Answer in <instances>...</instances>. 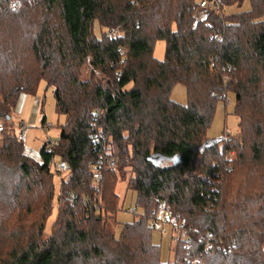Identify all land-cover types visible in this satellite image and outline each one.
<instances>
[{
  "label": "trees",
  "instance_id": "trees-1",
  "mask_svg": "<svg viewBox=\"0 0 264 264\" xmlns=\"http://www.w3.org/2000/svg\"><path fill=\"white\" fill-rule=\"evenodd\" d=\"M242 1L197 19L199 0H0V264H264V0L223 11ZM40 81L65 115L41 162L12 117ZM227 92L238 131L210 141ZM51 157L66 165L58 183ZM119 176L139 212L116 236ZM158 204L187 234L165 262Z\"/></svg>",
  "mask_w": 264,
  "mask_h": 264
},
{
  "label": "rangeland",
  "instance_id": "rangeland-1",
  "mask_svg": "<svg viewBox=\"0 0 264 264\" xmlns=\"http://www.w3.org/2000/svg\"><path fill=\"white\" fill-rule=\"evenodd\" d=\"M250 7L248 0H243L241 4L227 5L223 11L226 12H240L244 9ZM197 19L203 16L204 10L199 7L196 10ZM93 32L96 36H99L100 29L96 22L92 25ZM165 42L161 39H157L153 48L152 56L156 59H162L164 57ZM84 75V74H83ZM38 90L35 96L38 97V105L36 108V102H34L33 95H26L22 100L17 109H14V114H12L14 121V131L17 132L18 124L17 116L25 119V124L27 129L24 135L23 144L26 147H31L34 150H38L42 141H47V139L55 140L60 132L59 125L65 121V115H58L54 109V101L52 90L53 87L47 86L44 81H40L38 85ZM227 98L225 100H218L216 105V113L211 122V126L207 130V137L210 141L216 140L217 138L224 137L230 138L235 135L238 131L237 117L232 113V108L234 105V96L231 92H227ZM170 98L180 102L185 103V91L181 84H175L170 94ZM44 118L46 128L42 127L41 121ZM48 124V126H47ZM56 158V157H55ZM56 164H58V158H56ZM51 167V166H50ZM52 170V169H51ZM53 172V171H52ZM64 175V174H63ZM56 177V183H58ZM95 180V179H94ZM127 176H119L116 183V192L120 199V210L116 213V218H107L106 228L110 233L119 234L122 222H130L134 218V212H139V208L134 206V192L127 188ZM96 183V180L93 182ZM56 193H58V187L56 184ZM56 205L54 204L49 217L46 221L45 232L49 233V227L55 218ZM173 229V228H172ZM171 228L166 227L164 231L154 229L152 231L151 240L153 243L160 246L161 260L165 262L166 260H172V245L174 243L173 237L174 232ZM264 246V244H263Z\"/></svg>",
  "mask_w": 264,
  "mask_h": 264
},
{
  "label": "built area",
  "instance_id": "built-area-1",
  "mask_svg": "<svg viewBox=\"0 0 264 264\" xmlns=\"http://www.w3.org/2000/svg\"><path fill=\"white\" fill-rule=\"evenodd\" d=\"M199 7L203 8L206 11L209 10H217L219 9L220 6V2L219 0H199ZM204 25L211 27L212 25H210L209 22H205ZM27 127L26 126H18L17 129V139H24V135L26 132ZM45 144V151L50 150L56 143L55 140H51L50 138L47 139V141ZM51 161H50V166L52 171L55 173L56 177H58V179H62L63 177V171L66 169V165L65 163H61L58 161V164H56V158L55 157H51ZM108 167H110L112 170L115 171V164L113 160H110L108 162ZM96 169V168H95ZM96 176L98 177L100 175V171L98 172L96 170ZM97 179V178H96ZM95 179V180H96ZM149 225L152 226L153 228L160 230V231H164V229L166 227L169 228H173L172 231L174 232V237L173 240L176 241L177 239H186V227L185 225H183V222H177L175 221L173 218L170 217V212L168 211V209L162 205V204H158V206L156 207L155 210V215L149 219ZM180 264H184V263H180ZM196 264V263H195Z\"/></svg>",
  "mask_w": 264,
  "mask_h": 264
},
{
  "label": "crops",
  "instance_id": "crops-1",
  "mask_svg": "<svg viewBox=\"0 0 264 264\" xmlns=\"http://www.w3.org/2000/svg\"><path fill=\"white\" fill-rule=\"evenodd\" d=\"M24 97H26V95L23 93V94H21L20 95V97L18 98V100H17V107L20 105V104H22V100L24 99ZM34 102H36V108H37V105H38V97L37 96H35L34 97ZM17 107H16V109H17ZM15 109V110H16ZM16 117H17V120H19L20 121V123L18 124V126H26L27 127V125L25 124L26 122H25V119H23V118H21V117H19V116H17V115H15ZM43 128L45 127V126H42ZM46 128V127H45ZM24 140V139H23ZM44 141H42V143H43ZM41 143V145H40V148H41V146L43 145ZM40 148L36 151V150H34L33 148H31V147H26L25 146V149H24V151H25V153L27 154V155H29L30 157H32V158H34V159H36V160H38L39 162H41L42 161V159H41V157H40Z\"/></svg>",
  "mask_w": 264,
  "mask_h": 264
},
{
  "label": "water",
  "instance_id": "water-1",
  "mask_svg": "<svg viewBox=\"0 0 264 264\" xmlns=\"http://www.w3.org/2000/svg\"><path fill=\"white\" fill-rule=\"evenodd\" d=\"M214 141V140H213Z\"/></svg>",
  "mask_w": 264,
  "mask_h": 264
}]
</instances>
